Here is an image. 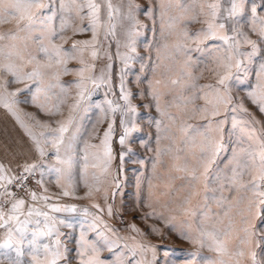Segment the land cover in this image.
I'll return each instance as SVG.
<instances>
[{
    "label": "rangeland",
    "instance_id": "obj_1",
    "mask_svg": "<svg viewBox=\"0 0 264 264\" xmlns=\"http://www.w3.org/2000/svg\"><path fill=\"white\" fill-rule=\"evenodd\" d=\"M42 2L46 5L43 16H54V19L44 26L45 29L51 28L60 32L61 15L69 25L60 36L52 39L48 38L45 31L44 44L50 50L53 45L59 46L63 50H70L76 41L92 39L91 30L83 33L76 32L78 28L87 26L91 22L87 8L82 13L84 20L81 22L75 18V9H72L71 15H69L68 8L63 13L59 12V0H42ZM63 2L70 6L71 0H63ZM77 2L86 5L88 0H77ZM92 2L101 6L100 18L97 23V42L87 46L79 45L84 48V51L82 53L71 52L70 55L75 58H68L62 52L59 58L65 60V64H57L56 58L49 60L48 56L42 52L38 56L41 64L51 65L50 68L43 70L45 83L54 82L53 73L57 71L60 72L59 80L65 83L77 81L90 75L99 77L101 71L106 77V81L103 83L97 80L99 87H94L91 82L86 81L87 89L92 92V95L83 101L73 113L74 123L79 127L81 135L70 150L66 149V145L70 133L75 129L70 125V132L65 133V145L61 146L60 158L67 160L71 157V165L61 163L54 154L40 156L38 152L34 151L36 141L28 133L30 130L36 135L45 153L54 152L53 145L50 142H45L50 138L41 137L40 133L58 127V121H67L69 110L79 91L75 84L68 87L66 100L62 104L59 103L63 97L58 88L47 93V99H45L44 92L39 94V103H44L46 108L51 109L59 105V113L54 116H49L38 106L33 105L12 104L11 109H8L4 107V102L0 101V162L4 164V168L0 169V176L3 177L0 180V193L7 190L13 194L8 197L0 196V200L8 201L3 206L2 215H0V245L5 244L10 232L12 239L11 246H0V264H52L53 253L57 250L58 241L60 243L59 250L62 252L65 244L69 248L77 247L76 242L79 240L81 231L85 232L89 240L95 239L94 234L89 230V225L97 216L102 218L99 223L101 230L111 239L117 240L119 250L123 252L122 259L125 264L129 260L132 264H137L138 261L140 264H212V261L217 259L220 254L207 246L209 244L207 239L204 241V246H201L200 232L202 230L211 231L213 227L223 228L230 222L231 230L228 235L221 236L220 239L226 241L228 252L234 253L238 236L243 234L241 230L246 226L242 218L249 216L247 197L252 193L241 190L245 199L234 205L228 216H221L223 223L212 218L201 226L199 223L201 215L198 213L197 217L192 218L183 211V208H194L202 201L203 183H198L195 189L201 195L193 196L191 205L183 204V199L189 190L181 187L186 183L185 181L175 178L184 175L177 171V166L183 161L174 159V156L168 152L158 154L156 151L157 148L184 147L180 143L183 136L180 131L182 122L193 126L205 125V120L201 118L202 113L198 111L193 114L188 110L193 105L191 103L185 105L177 97L190 95L189 92L183 90V85L188 82L189 77L181 73L184 61L188 56H191L193 60L200 61L198 67L187 69L194 76L199 77L196 80L197 85L215 84L219 78L217 72L213 71L218 68V65L213 62V57L218 53L209 55L205 50L203 52L192 51L185 55L183 51L184 47L195 49L197 47L204 48L206 45L220 48L221 52L223 51L224 45L220 40H213L211 37L208 39L197 38L191 35L200 29H206L207 23L212 19L208 14L207 7H205L204 13L199 12V5L206 6L218 2V0H188V4L195 2L196 8H187V10L176 6L181 0H165V4L169 7L163 21V33L161 32L160 10L156 0H110L113 5L111 20L107 16V0H92ZM219 2L222 3V0ZM259 2L260 0H257V3ZM148 4L156 9L154 23L145 15ZM136 5L140 6L139 10H136ZM130 9L134 20L128 17ZM32 11L35 13L38 12V9L34 8ZM258 15L264 17V12H259ZM192 17H195L194 21L186 22ZM236 19L240 21L241 25H246L250 16L245 13ZM18 22L19 16L8 17L0 21V34L6 35L10 30H16ZM109 24L115 26V34L106 36ZM259 27L257 22V28ZM185 29L189 33L187 38L184 36ZM42 30L41 27H37L33 30V34ZM216 31L218 35H225L224 31L219 29ZM244 31L248 32L250 39L257 40V33L250 32L247 27L244 28ZM227 34L232 35L230 32ZM25 36L26 34L21 32L20 38L11 42L17 44L21 54L25 57L28 52L36 55L39 41H33L30 36L25 41ZM240 39L239 48L251 51L252 46L242 42L243 38ZM9 42L5 41L6 44ZM25 43L27 44L26 49ZM132 48H135V52H132ZM257 49L251 60L247 56L240 57L248 68V72L240 74L242 82L234 81L232 83L231 91L234 96L242 98L250 86L256 84V73L259 71L260 64L264 63V43L258 42ZM93 50L97 52L95 58L91 55ZM124 57L131 58L125 62ZM109 64L112 65L111 69L107 68ZM31 67L32 65H29L25 70H30ZM64 67L70 70L85 68L84 77L73 71L64 74ZM218 70L220 74H223V68ZM232 71L235 72L236 69L233 68ZM121 77L125 89L132 93L128 102L120 98ZM4 78L6 79L7 76ZM174 79L179 80L180 83L173 85L171 81ZM26 83H31V81H26ZM23 86V83L13 85L9 91ZM152 93H156V96L154 97ZM20 99H24V96H20ZM208 99L214 100V97L210 95ZM107 100L114 102L113 107L119 104L120 109L114 114L108 111L105 115L97 108V105L107 109ZM129 102L135 109L134 112L125 107V104ZM157 103L159 109L156 107ZM195 103L204 105L205 100L201 98ZM244 107L249 110L254 119L259 121L256 129L257 136H260L259 129L264 128V115H261L256 106L247 101L244 102ZM3 112L5 113L3 114ZM162 113L164 114L162 115ZM32 117H35V120ZM208 119L212 118L209 116ZM242 119L246 120L247 117L241 118L238 114V121ZM122 120L125 121V124H121ZM113 121V135L110 139L113 158L108 164L107 172H104L105 157L101 141L107 125ZM154 121H160L161 129L168 127L170 131H158ZM45 124L48 127L42 126ZM125 127L134 130L130 132L125 144L121 146L119 137L124 133ZM205 128L206 125L204 128H200V132L205 131ZM214 128L215 125H213ZM241 128H243L242 124L240 128L232 131L229 125H225L226 136L229 132L232 133L227 140L229 152L225 154V160L231 149L235 147V141L241 135ZM244 131H249V129H244ZM192 135H197V133L193 132ZM213 135H215L214 132ZM245 146H247V142ZM128 148L133 151L126 153L124 159H121V153L126 152ZM21 158H26L30 163L38 165L35 174L27 181L28 192L32 189L36 190L37 198L35 200L31 199L27 192L20 191L19 187L8 186L9 177L16 175L15 161ZM9 161H12L11 165ZM41 164L43 167L39 166ZM56 169H60V171L57 172ZM41 173H43V183L36 184L35 181L40 179ZM93 174L99 177L98 183L94 181ZM114 177H118L120 188L113 200L112 193L115 191L116 185ZM248 179L249 177L245 176L244 182H247ZM85 180L89 185H92L90 196L87 195L89 188L85 186ZM65 190L69 192V195H62ZM105 192L108 193L107 200L104 198ZM44 196L49 199H43ZM236 196L237 193L233 192L229 200H234ZM21 198L25 203L12 211V203ZM109 203L113 205L114 216H108L106 210L100 211V209H106V205ZM97 204L100 205V209L94 207ZM209 205L213 209L217 208L216 203L212 200L209 201ZM53 206L62 209L75 206L76 210L56 212L53 210ZM30 209L32 210L31 216L28 215ZM37 212L47 215H37ZM121 212H123V219H121ZM147 212L162 215L163 219L152 217L143 220L139 218ZM9 217L15 218L9 219ZM60 221L65 223L62 224ZM169 222L174 223L175 227L169 228ZM105 223L116 229L122 239H117L116 235L108 232L104 227ZM130 224H134L135 229H139V231L130 227ZM250 224L264 230V221L258 216L252 217ZM148 225H153L158 231L149 233ZM19 229H24L22 239ZM33 233H36L35 243H30L33 240ZM45 245L50 251L45 252ZM241 247L245 256L239 259L242 264H251L248 256L249 246L242 245ZM251 250L259 253L264 251V245L257 246L253 241ZM133 252H135L134 258ZM88 255L90 256L92 253L89 252ZM99 255L106 264H111V261L116 259L115 255H109L107 250H101ZM231 258L236 259L237 257L232 255ZM56 264H61L59 259L56 260Z\"/></svg>",
    "mask_w": 264,
    "mask_h": 264
},
{
    "label": "snow or ice",
    "instance_id": "obj_2",
    "mask_svg": "<svg viewBox=\"0 0 264 264\" xmlns=\"http://www.w3.org/2000/svg\"><path fill=\"white\" fill-rule=\"evenodd\" d=\"M157 7L160 10V20L161 32H164L163 21L166 16L167 8L169 5L165 4V0H156ZM178 8L187 10V8H196L195 2L188 4V0H181L180 3L176 5ZM100 4L88 0L87 4L78 3L77 0H71L70 6L66 5L63 0H59L58 11L63 13L66 8L69 9V15H71L72 9H75V18L79 19L81 22L84 20V15L82 14L87 8L88 15L91 17V22L84 27H80L76 30L77 33H83L85 31H92V39L76 41L70 50H63L61 47L53 45L51 50L44 44L45 31L48 34V38L52 39L56 36H60L62 32L69 26L68 23L60 16L61 25L60 32H56L54 29L47 28L44 26L47 22L54 19V16H43V12L46 5L43 4L42 0H0V21L5 20L8 17L19 16V22L17 29L11 31L8 34H0V101L4 102V107L11 109L12 104H25L38 106L39 109L49 116H54L59 113V105L54 106V108H46L44 103H39V94L41 92L45 93V99H47V93L53 91V89L58 88L60 95L63 97L59 100L62 104L65 102L68 87L75 84V87L79 90L77 92V98L71 105L69 110V115L67 121H58V127L51 129L48 132L40 133L41 137L50 138L46 139L45 142H50L53 145V153H45L44 148L41 147L39 139L36 135L29 130V136L36 141L34 151L38 152L40 156H45L49 154H54L58 161L61 163H67L71 165V157L67 160H61L60 149L61 146L65 145V133L70 132L69 126L75 130L72 131L68 137V142L66 149L70 150L76 144L80 134L79 127L74 123L75 117L73 113L77 108L81 106V103L87 100L92 92L87 89L86 81L91 82L94 87H99L97 80L101 83L106 81L104 72L101 71L99 77L87 76L84 77L85 68L79 69H68L63 68V73L67 74L69 71L76 72L79 76L84 77L77 81L61 82L59 80L60 72L57 71L53 73L54 82L49 81L45 83L44 81V69L50 68L51 65L41 64L38 60L39 53H44L48 56L49 60L56 58L57 64H65L66 61L60 59L61 53L68 58H75L71 56V52L84 51V48L79 47V45H89L95 44L97 42V23L99 21ZM106 7L108 9L107 16L108 19H112L113 5L110 0H107ZM136 10H139L140 6L136 5ZM205 7H207L208 14L211 16V21L207 23L206 29H200L191 35L197 38L208 39L211 37L213 40H220L223 45V51L220 48H213L205 46L204 48L197 47L195 49L184 47L183 51L185 55L192 51L203 52L207 50L209 55L212 53H218V55L213 57V62L218 65L217 69L213 71L217 72L218 80L215 84L207 85H197L196 80L199 77L193 75L191 71L187 69L189 67H198L200 61L193 60L191 56L184 61V66L181 69L182 75L189 77L188 82L183 85V90L190 93L189 96H180L177 99L181 100L185 105L191 103L193 107L188 109L193 114L196 112L202 113V119L205 120V131L200 132V128H204L205 125L193 126L187 122H182L180 125V131L183 133L180 143L184 147H168L165 149L157 148L158 154L168 152L174 156L176 160H182L183 163L177 166V171L184 173L182 176L175 177L176 179H181L186 183L181 187L188 189L187 195L183 199V204L191 205V200L193 196L201 195L200 192L196 191L198 183H203V193L202 201L199 202L194 208L187 207L183 208V211L187 212L192 218L197 217L198 213L201 215L199 221L200 225L203 226L205 223L216 218L223 223L221 216H228L231 208L239 204L245 199L241 190L244 192H251L252 195L247 197V211L249 216H244L243 222L245 227L241 230L242 235L238 236V243L236 245V250L234 253L230 254L228 252L226 241L220 239L221 236L228 235L231 230V222L223 227L216 228L213 227L211 231L202 230L200 232L201 246H204V241L207 239L209 244L207 245L212 251L219 253L220 255L217 259L212 261V264H242L241 259L245 256V252L242 245L249 246L248 256L250 258L251 264H264V251L256 252L251 250L253 247V241L256 242L257 246L264 245V230L257 228L250 224V219L252 217H260L264 221V128L259 129L261 133L257 136L256 125L259 123L256 119L252 117L249 110L244 107V102L247 101L252 105L256 106L257 111L264 115V63L260 64L259 71L256 73V84L255 86H250L246 94L241 98L234 96L231 91L232 83L242 82L240 74L247 73L248 68L243 64L240 57L247 56L251 60L257 52L258 42L264 43V17L258 15L259 12H264V0H222V3L215 2L211 4L199 5V12L204 13ZM38 9V12H33L32 9ZM155 11L151 4L146 7L145 15H147L153 23L155 22ZM247 13L250 16L248 24L241 25L240 21L236 19L238 16H242ZM130 19H135L132 16L131 9L128 13ZM195 17L190 18L186 22L194 21ZM257 22L260 27L257 28ZM37 27H41L43 30L39 33L33 34V30ZM170 27V25H169ZM249 28L252 33H257V40H252L249 38L248 32L244 31V28ZM115 26L109 24L108 35L115 34ZM217 29L224 31L225 35H218ZM26 34L24 37L25 41L30 36L33 41H39L37 48L38 52L33 55L31 52L27 53V56L21 54L16 43L11 41H16L20 38V33ZM232 33L228 35L227 33ZM184 36L187 38L189 36L188 31L184 30ZM62 38V37H61ZM242 42L248 43L252 46L251 51L241 50L239 45ZM10 41L5 43V41ZM166 47V45H165ZM27 44L25 43V49ZM132 52H135V48H132ZM53 53L55 54L53 56ZM92 57L97 56L95 50L91 53ZM131 57H124L125 62ZM82 59V58H81ZM35 62V63H34ZM83 63V60H82ZM29 65H32L30 70H25ZM112 65H107L108 69H111ZM219 68H223V74L219 73ZM235 68L236 71L233 72L232 69ZM7 76L5 79L4 77ZM26 81H31V83H26ZM23 83V87H17L14 91H9L13 85ZM159 83V81H157ZM173 85L180 83L179 80L174 79L171 81ZM121 96L120 98L126 102L129 101V97L132 95L124 87L123 78L121 77V83L119 85ZM206 89V91H205ZM24 96V99H20V96ZM155 97L156 93H152ZM213 96L214 100H209V96ZM203 98L205 100L204 105H198L195 102ZM10 101V103H9ZM108 108L104 109L100 105H97L102 112L107 115L110 111L113 114L120 109V105L116 104L113 107V101H106ZM125 107L134 112L135 109L131 106L130 102L125 104ZM156 107L159 109V104ZM14 114V113H13ZM164 113H162L163 115ZM238 114L242 117H247L246 120L238 121ZM30 115V114H29ZM171 115V114H168ZM212 119H208V117ZM35 120V117H32ZM102 122V121H101ZM37 123H39L37 121ZM113 123L107 125V129L103 132V139L101 145L104 148V172L108 170V164L112 160V149L110 147V139L113 135ZM158 131L162 130L164 132H169L168 127L161 129V122L154 121ZM121 124H125V121H121ZM241 135L235 141V147L231 149L229 155L225 160V154L229 152L227 140L231 136V132L226 136L225 125H229L232 131L241 127ZM213 125L215 128L213 129ZM43 127H48V125H42ZM244 129H249V131H244ZM134 129H129L125 127L124 133L119 137V143L121 146L125 144L126 138L129 136L130 132ZM197 133V135H192V133ZM213 132L215 135H213ZM159 140L160 137L158 136ZM247 142V146L245 143ZM87 147V146H86ZM133 150L128 148L126 152L121 153V159H124L126 153H131ZM183 154V155H181ZM87 159V157H85ZM12 161H9L11 165ZM16 168L15 177H9L8 186L9 187H19L20 191L27 192L31 199L35 200L37 198V193L35 189L28 192L27 181L35 174V169L38 167L35 163H30L26 158L17 159L15 161ZM223 164V167L221 165ZM43 167V165H39ZM4 168L3 162H0V169ZM57 172L60 169H56ZM248 176L247 182H244V177ZM3 177L0 176V180ZM93 179L95 182H99V177L93 174ZM116 181L115 191L112 193V199H115L116 193L119 192V182L118 177L113 178ZM36 184L43 183V173L40 174V179L35 181ZM85 186L89 188L87 195H91L92 185H89L87 180H85ZM46 191V189H45ZM233 192L237 193L234 200H229V197ZM13 195L12 193L5 190L0 193V196L8 197ZM62 195H69L68 191H63ZM104 198L107 200L108 193H104ZM43 199L47 200L49 197L44 196ZM212 200L216 203L217 208L213 209L209 205V201ZM7 200H0V215H2V208L7 203ZM25 203L24 199H17L15 203H12V211H15L19 206ZM94 207L100 209V205H94ZM53 210L56 212L60 211H75V206H68L65 208H60L58 206H53ZM107 212L108 216H114L113 205L111 203L106 205V209H100L101 212ZM255 210V211H253ZM37 215H47L46 213L37 212ZM29 216L32 215V210H29ZM155 217L156 219H163L162 215H158L155 212L144 213L140 219L147 220L149 218ZM15 217H9L13 219ZM121 219H123V212H121ZM102 218L97 216L91 225H89V230L94 234L95 239L89 240L84 231H81L79 240L76 242L77 247L75 249L69 248L67 244L63 245V251L59 250L60 243L57 242V250L53 253L54 259L52 264H56V260L59 259L61 264H106L105 260L100 258V251L107 250L109 255H115L116 259L111 261V264H125L122 259L123 252L119 250V245L116 239H111L104 231L99 227V223ZM60 223H65L60 221ZM130 227L135 229L134 224H130ZM104 227L108 232L113 233L117 236V239H122L117 233V230L105 223ZM169 228H174L175 224L169 222ZM139 231V229H135ZM149 233L158 231L153 225H148ZM21 233V239L23 237L24 229H19ZM46 234V233H45ZM59 234V233H58ZM147 235V234H146ZM36 233H33V240L30 243H35ZM11 232L9 233V238L2 247L11 246ZM115 250V251H114ZM50 251L47 245H45V252ZM91 252L92 255H88ZM234 255L236 259H232L231 256ZM228 256L229 258H225ZM135 257V252H133V258ZM127 264H132L131 260ZM137 264H140L138 261Z\"/></svg>",
    "mask_w": 264,
    "mask_h": 264
},
{
    "label": "crops",
    "instance_id": "obj_3",
    "mask_svg": "<svg viewBox=\"0 0 264 264\" xmlns=\"http://www.w3.org/2000/svg\"><path fill=\"white\" fill-rule=\"evenodd\" d=\"M5 112H3V114H4Z\"/></svg>",
    "mask_w": 264,
    "mask_h": 264
}]
</instances>
